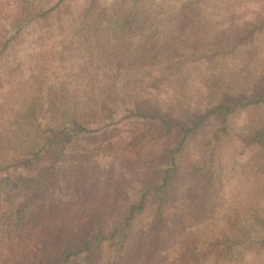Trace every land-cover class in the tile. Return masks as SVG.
Segmentation results:
<instances>
[{"label": "rangeland", "instance_id": "374dc122", "mask_svg": "<svg viewBox=\"0 0 264 264\" xmlns=\"http://www.w3.org/2000/svg\"><path fill=\"white\" fill-rule=\"evenodd\" d=\"M57 1L0 0L7 47L0 62V184H30L57 157L55 198L69 200L65 185L83 157L114 170L123 160H151L164 169L175 161L171 201L149 199L136 216L132 264H148L152 242L146 233L162 216L168 222L161 227L173 232L163 241L159 264H264V149L254 138L264 128V103L208 115L178 152L182 134L170 126L190 125L227 95L255 84L242 74L243 47L217 52L239 25L264 19V0L234 6L230 0H65L56 7ZM133 49L145 54L134 56ZM37 79L36 109L23 122L16 119L19 103L30 95L15 86ZM87 98L98 106L84 108ZM70 102L80 108L73 117L89 126L106 122L107 129L81 135L60 155L41 154L34 165L28 147L10 148L18 137L38 146L50 128L60 133ZM133 190L131 203L138 199ZM72 216L70 211L65 218ZM36 237L30 233L26 240ZM195 242L214 243L215 256L227 254L207 263L189 260Z\"/></svg>", "mask_w": 264, "mask_h": 264}, {"label": "trees", "instance_id": "16d2710c", "mask_svg": "<svg viewBox=\"0 0 264 264\" xmlns=\"http://www.w3.org/2000/svg\"><path fill=\"white\" fill-rule=\"evenodd\" d=\"M64 1L58 0L55 6ZM116 1L120 4L137 2V0ZM239 1L230 0L229 3L234 6ZM144 4L147 6L146 3ZM140 8L142 11L143 6ZM239 26L233 37L224 40L217 53H227L243 47L245 57L242 74L256 82L243 94L227 95L228 99L215 106L212 112L199 116L190 125L181 122L169 124L182 134L176 146L177 152L205 125L208 115L220 112L227 116L237 108L264 103V19L258 18L252 23L245 22ZM2 41L0 36V62L7 55V47ZM131 53L134 56L140 53L144 55L145 50L133 49ZM252 67L255 69L251 71ZM38 83L39 79L33 83L23 84L20 81L16 84L17 89L23 90L26 87L30 95L21 99L20 111L16 119L24 122L27 120V113L36 109L34 92ZM88 99L86 102L82 100L84 108L98 106L91 104ZM71 100L78 99L72 97ZM66 107L70 116L63 121V126H60V133L57 129L50 128L51 135L38 146L34 141L25 144V139L19 140L17 134V143L7 141L13 144L10 148L28 147L34 155L30 162L34 165L41 154L44 155L52 150L62 154L67 144L81 135L107 129L106 122L98 126H89L78 120L76 113L73 117L75 111L80 115V108H76L77 105L74 106L70 102ZM254 138L264 149V128L257 132ZM37 147L39 149L34 152ZM89 160L88 157H83L75 164L73 175L65 185V190L72 194L69 200L55 198L60 187L55 173L57 157H54L30 184H23L19 180L13 182L7 180L0 184V264L133 263L138 247L134 228L136 216L144 210L149 199H159L162 204L171 201L172 195L169 194L168 188L170 180L178 171L177 164L172 161V168L164 169L151 160H123L125 163H120L122 167L114 170L110 165L101 167ZM118 177L123 178L115 182ZM133 189H137L138 195L135 203L130 202V191H135ZM70 211L73 212V216L71 220H66L65 217ZM159 222L146 233L147 238L152 242V252L145 258L148 264L160 263L166 249L162 246L163 241L173 232L170 227L169 229L161 227V224L168 222L164 216ZM53 223L59 225H52ZM34 232L37 235L35 241L26 240L30 237V233ZM29 242L31 245H28ZM213 248L214 243L195 242V250H191L187 257L189 260L200 259L207 263L208 260H217L216 257L221 255L226 256L227 253L223 254L221 251L218 253L222 254L215 256ZM202 253L204 257H201Z\"/></svg>", "mask_w": 264, "mask_h": 264}]
</instances>
